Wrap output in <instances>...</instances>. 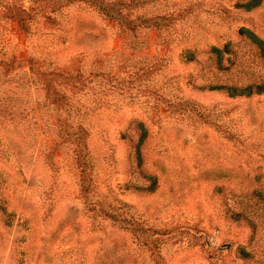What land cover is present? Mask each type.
<instances>
[{"label": "rangeland", "instance_id": "374dc122", "mask_svg": "<svg viewBox=\"0 0 264 264\" xmlns=\"http://www.w3.org/2000/svg\"><path fill=\"white\" fill-rule=\"evenodd\" d=\"M0 53L72 73L52 84L91 168L45 107L0 264H264V91L225 88L264 86V0H0Z\"/></svg>", "mask_w": 264, "mask_h": 264}, {"label": "trees", "instance_id": "16d2710c", "mask_svg": "<svg viewBox=\"0 0 264 264\" xmlns=\"http://www.w3.org/2000/svg\"><path fill=\"white\" fill-rule=\"evenodd\" d=\"M247 7H252V5L248 4ZM20 72L22 77L18 76ZM71 77L72 73L70 72L49 71L47 67L19 59L12 53L9 55L0 53V202L3 201L1 195L4 191L9 189L12 191L29 190L35 185L33 179L26 184L23 177V173H27L31 166L34 168L31 157L27 156L25 152L30 148V144L31 147L36 144L35 141H32L36 136L34 130H36L35 126L39 120V114L45 107H51L52 112L54 111L51 119L55 118L56 122L63 119L62 125L54 128L52 132L55 139L60 140L63 145L76 142L74 144L76 146L74 162L77 166L75 171H78L79 176H83L87 174L89 169L91 170L84 137L72 133L73 126L69 122L72 115L75 117L78 114L65 111L67 112L66 118L61 117L59 110L68 106V97L64 91L56 89L52 84L56 78L67 84ZM31 86L36 87V90L40 86L44 87L42 89L44 90L43 106L39 107V103L33 105L29 99L28 87ZM225 88L231 96L241 97H248L264 91L263 85ZM87 119L85 115L78 117V121ZM55 159L56 150L49 147L48 152L44 155V161L51 170L55 169ZM41 184L43 187V182ZM92 191L90 179L86 177L80 184L81 197L85 201H91L94 196L91 195Z\"/></svg>", "mask_w": 264, "mask_h": 264}]
</instances>
